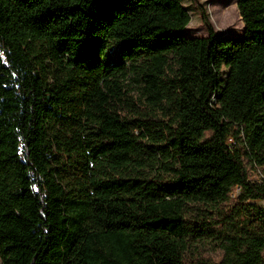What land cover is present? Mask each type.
I'll use <instances>...</instances> for the list:
<instances>
[{"label":"trees","instance_id":"16d2710c","mask_svg":"<svg viewBox=\"0 0 264 264\" xmlns=\"http://www.w3.org/2000/svg\"><path fill=\"white\" fill-rule=\"evenodd\" d=\"M237 9L189 36L184 0H0L2 264H264V0Z\"/></svg>","mask_w":264,"mask_h":264},{"label":"rangeland","instance_id":"374dc122","mask_svg":"<svg viewBox=\"0 0 264 264\" xmlns=\"http://www.w3.org/2000/svg\"><path fill=\"white\" fill-rule=\"evenodd\" d=\"M184 6L189 10L190 21L185 27L189 36H205L206 25L202 20V12L217 35H241L244 24L237 9V0H184ZM262 206V201H252ZM208 216V214H207ZM204 255L219 261L220 251L211 245H206ZM0 264H2L0 258Z\"/></svg>","mask_w":264,"mask_h":264},{"label":"built area","instance_id":"2783aa9c","mask_svg":"<svg viewBox=\"0 0 264 264\" xmlns=\"http://www.w3.org/2000/svg\"><path fill=\"white\" fill-rule=\"evenodd\" d=\"M229 141H231V143H233L232 139H229ZM251 178H253L255 180H259V181L262 180L263 175H262L261 171L259 170V168L256 167L255 169H253V171L251 173ZM238 190H239V188H235V191L232 192L231 196H233V197L236 196L238 193Z\"/></svg>","mask_w":264,"mask_h":264}]
</instances>
